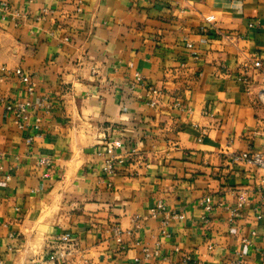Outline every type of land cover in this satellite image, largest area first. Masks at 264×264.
<instances>
[{
	"label": "crops",
	"instance_id": "1",
	"mask_svg": "<svg viewBox=\"0 0 264 264\" xmlns=\"http://www.w3.org/2000/svg\"><path fill=\"white\" fill-rule=\"evenodd\" d=\"M255 59L264 0H0V264H62L60 235L65 264H261L260 174L231 161L264 154Z\"/></svg>",
	"mask_w": 264,
	"mask_h": 264
},
{
	"label": "built area",
	"instance_id": "2",
	"mask_svg": "<svg viewBox=\"0 0 264 264\" xmlns=\"http://www.w3.org/2000/svg\"><path fill=\"white\" fill-rule=\"evenodd\" d=\"M186 47L188 49H192L193 46L190 43H186ZM252 67L256 70H264V61L255 59L252 62ZM135 79L137 82L141 80L140 76L138 74H135ZM21 80L26 84V91L29 94V96H32L34 94V87L32 84L28 83L27 78L22 77ZM239 80L243 81L241 78ZM159 94V92L154 89V88H147V95L148 96H156ZM44 101H38V102H33V100H27L26 102H22L16 105L13 104H6L5 109L8 112H12L14 116L17 118V127L18 129L22 130L26 127L29 126L28 122L25 120L29 118V114L31 112H37L41 106L43 105ZM149 105L152 107L154 106V102L150 101ZM35 123H38V119L34 118ZM30 142V139L27 140V143ZM99 157L102 158L101 160V171L102 174L106 177H109L113 175L114 173V158L111 155V149H107L106 152L103 153H98L97 154ZM231 161L236 163V162H243L247 164L248 166L256 169L259 171V179H258V184L256 186L255 192L257 194V197L259 201L263 204L264 206V154L263 153H258V152H239V153H233L231 154ZM202 205L203 202H200ZM242 205V202H239L237 204V208L234 211L236 215V211L238 208H240ZM207 210H210L209 206H205ZM157 210L163 211L164 207L162 204H158ZM156 212L152 211V215H154ZM172 217H176V215H172ZM206 222V220H204ZM114 233L116 235L120 234V231L118 229H114ZM165 235V232H163ZM53 245L50 248L51 252L49 255V261H58L62 264H65L67 260H69V257H73L76 250H77V241L73 238H69L66 235H60L55 238L53 241ZM157 252L153 251L150 252L148 249L143 250V256L145 259H149L152 256H156ZM264 255V252H263ZM186 261L189 260V258L185 259ZM236 264V263H232ZM261 264H264V259Z\"/></svg>",
	"mask_w": 264,
	"mask_h": 264
}]
</instances>
